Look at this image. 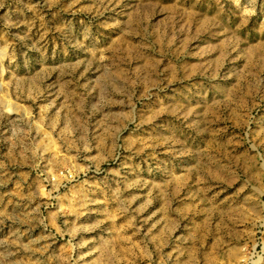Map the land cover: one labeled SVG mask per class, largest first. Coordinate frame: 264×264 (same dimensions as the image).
Masks as SVG:
<instances>
[{
  "label": "rangeland",
  "instance_id": "1",
  "mask_svg": "<svg viewBox=\"0 0 264 264\" xmlns=\"http://www.w3.org/2000/svg\"><path fill=\"white\" fill-rule=\"evenodd\" d=\"M0 264H264V0H0Z\"/></svg>",
  "mask_w": 264,
  "mask_h": 264
}]
</instances>
